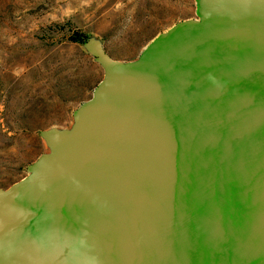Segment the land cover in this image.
<instances>
[{
	"label": "water",
	"instance_id": "1",
	"mask_svg": "<svg viewBox=\"0 0 264 264\" xmlns=\"http://www.w3.org/2000/svg\"><path fill=\"white\" fill-rule=\"evenodd\" d=\"M197 19L104 77L0 188V264H264V0Z\"/></svg>",
	"mask_w": 264,
	"mask_h": 264
},
{
	"label": "rangeland",
	"instance_id": "2",
	"mask_svg": "<svg viewBox=\"0 0 264 264\" xmlns=\"http://www.w3.org/2000/svg\"><path fill=\"white\" fill-rule=\"evenodd\" d=\"M196 0H0V188L49 152L42 133L70 129L104 77L74 32L134 61L176 24L197 19Z\"/></svg>",
	"mask_w": 264,
	"mask_h": 264
},
{
	"label": "trees",
	"instance_id": "3",
	"mask_svg": "<svg viewBox=\"0 0 264 264\" xmlns=\"http://www.w3.org/2000/svg\"><path fill=\"white\" fill-rule=\"evenodd\" d=\"M89 39H91L90 36L76 31L71 35L69 40L73 43L86 44Z\"/></svg>",
	"mask_w": 264,
	"mask_h": 264
}]
</instances>
